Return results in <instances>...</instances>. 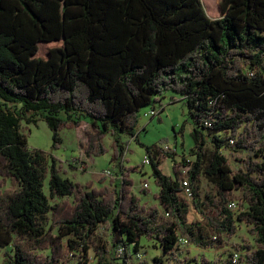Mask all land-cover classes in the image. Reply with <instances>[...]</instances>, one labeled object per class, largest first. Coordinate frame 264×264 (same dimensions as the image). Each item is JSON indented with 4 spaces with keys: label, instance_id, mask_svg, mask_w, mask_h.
<instances>
[{
    "label": "trees",
    "instance_id": "16d2710c",
    "mask_svg": "<svg viewBox=\"0 0 264 264\" xmlns=\"http://www.w3.org/2000/svg\"><path fill=\"white\" fill-rule=\"evenodd\" d=\"M219 7L221 14L205 0H0V247L11 246L2 264H89L93 252L97 264H113L119 249L131 264L128 248L139 253L144 239L162 250L150 264H198L178 257L182 240L234 247L212 264H264V0ZM169 92L193 123L195 161L174 175L160 163L178 145L174 153L137 133L147 106L150 121H162ZM42 120L56 149L62 131L89 124L87 157L112 149L111 160L121 161V135L131 136L149 157L157 203L134 193L133 166L121 165L119 179L102 186L64 177L58 157L28 147L30 126ZM184 132L174 131L181 147ZM239 223L252 241L230 242Z\"/></svg>",
    "mask_w": 264,
    "mask_h": 264
},
{
    "label": "rangeland",
    "instance_id": "374dc122",
    "mask_svg": "<svg viewBox=\"0 0 264 264\" xmlns=\"http://www.w3.org/2000/svg\"><path fill=\"white\" fill-rule=\"evenodd\" d=\"M206 4L213 12L221 14L219 7L220 0H205ZM171 92L166 94L163 104L165 110L161 116L162 121H158V118L146 117L144 114L151 111V106H147L141 111V118L139 128L146 125L147 130H141L140 140L145 144H160L166 150L173 151L175 146L178 145L179 150L175 154L174 159L168 157H161L160 166L167 174L174 175V170L181 171L182 169H188L183 167L184 160L190 159L192 163L195 161V157L189 153V149L193 147L194 141L191 136L193 129V123L189 116L188 110L182 101L172 102ZM168 104V105H167ZM25 125V123H24ZM184 125V147H181V138L174 135V131H178L179 128ZM89 128V124L85 123L80 128L72 130H64L61 132L63 138L62 146L58 149L53 147L52 131L49 129L45 121H40L38 125L30 126V133L28 135V147L31 149H39L44 151L49 157L54 155L58 157L59 161L63 165L65 172H62L64 177H68L75 182L85 184L87 182L94 183L95 186H102L109 184L110 179H119L121 175V165L125 167H136L135 171L130 172V178L134 181L133 191L142 197L143 202L150 206L156 204L157 201L154 198V194L158 191L155 185L154 177L152 176V166L144 164L143 160L147 156L145 148L133 140L131 136L121 135V141L126 145V149L121 157V161L115 162L111 160L112 149L109 153L101 157H87L84 153L81 143L86 142V130ZM107 146L112 145V136L108 135L105 138ZM168 147V148H166ZM175 153V152H174ZM223 153L229 156L228 150H223ZM233 162V157L229 156ZM78 160V164H77ZM84 161V163L79 162ZM106 180L101 183V180ZM148 183V186H145ZM203 191H210L212 184L206 179H202ZM147 188L150 192L144 195L141 190ZM191 220L197 219L198 214L192 209L190 213ZM239 231L233 237L230 242L244 243L245 239L252 241L253 237L248 233L247 227L243 223H239ZM229 242V243H230ZM181 251L178 257L181 260L197 259L198 264H212L214 261L223 260L230 252H236L231 244L227 245L222 250L212 249H200L193 245L187 244L182 240ZM6 251L11 252V246L0 247V264L3 263L4 253ZM129 255H132L131 264L146 261L152 263L156 256L162 254L160 247L153 241H142V249L139 253L133 251L132 246L128 248ZM118 254L115 255L113 264H125L124 263V251L119 249ZM204 260L207 261L203 262ZM89 264H97V258L94 252L91 255Z\"/></svg>",
    "mask_w": 264,
    "mask_h": 264
},
{
    "label": "built area",
    "instance_id": "2783aa9c",
    "mask_svg": "<svg viewBox=\"0 0 264 264\" xmlns=\"http://www.w3.org/2000/svg\"><path fill=\"white\" fill-rule=\"evenodd\" d=\"M154 114H155V111H151V112H149V113H145V116L148 117V116H150V115H154ZM166 148H168V147H166ZM143 163H144V164H149V163H150V160H149V157H148V156H146V157L144 158ZM182 184H183V187H184L185 192L187 193L188 196H190V195H191V189H190V186H189V182H188V180H187V179H186V180L183 179V180H182ZM145 186L147 187L148 184L145 183ZM185 242H186V241H185ZM236 257H237V255H236Z\"/></svg>",
    "mask_w": 264,
    "mask_h": 264
},
{
    "label": "crops",
    "instance_id": "0c3cea01",
    "mask_svg": "<svg viewBox=\"0 0 264 264\" xmlns=\"http://www.w3.org/2000/svg\"><path fill=\"white\" fill-rule=\"evenodd\" d=\"M163 115V114H162ZM146 126V125H145ZM144 127V126H143ZM147 130V127L145 128V130L144 131H146ZM139 134H141V130L139 131Z\"/></svg>",
    "mask_w": 264,
    "mask_h": 264
}]
</instances>
